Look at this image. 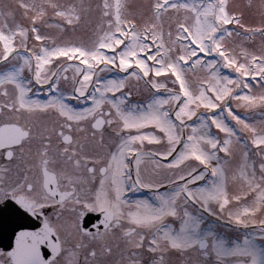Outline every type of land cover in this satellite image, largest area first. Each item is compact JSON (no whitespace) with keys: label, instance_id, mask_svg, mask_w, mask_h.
Listing matches in <instances>:
<instances>
[{"label":"snow or ice","instance_id":"6c2138e0","mask_svg":"<svg viewBox=\"0 0 264 264\" xmlns=\"http://www.w3.org/2000/svg\"><path fill=\"white\" fill-rule=\"evenodd\" d=\"M0 211V264H264V0L0 3Z\"/></svg>","mask_w":264,"mask_h":264},{"label":"water","instance_id":"95a60500","mask_svg":"<svg viewBox=\"0 0 264 264\" xmlns=\"http://www.w3.org/2000/svg\"><path fill=\"white\" fill-rule=\"evenodd\" d=\"M16 230L19 231L20 229L17 228ZM11 241L14 244L13 226L4 213L0 211V247L4 251H10Z\"/></svg>","mask_w":264,"mask_h":264},{"label":"flooded vegetation","instance_id":"af4514ba","mask_svg":"<svg viewBox=\"0 0 264 264\" xmlns=\"http://www.w3.org/2000/svg\"><path fill=\"white\" fill-rule=\"evenodd\" d=\"M12 2H13V0H0V3H5V4L12 3ZM81 35H84L86 37L87 34L86 33H81ZM40 98L41 99H44L45 98L44 95H43V93L41 94ZM95 223H97V221L95 219V214H92L91 215V218L89 219V222H88L87 226L89 228H91L92 225L95 224ZM0 251H2V250L0 249Z\"/></svg>","mask_w":264,"mask_h":264},{"label":"bare ground","instance_id":"6f19581e","mask_svg":"<svg viewBox=\"0 0 264 264\" xmlns=\"http://www.w3.org/2000/svg\"><path fill=\"white\" fill-rule=\"evenodd\" d=\"M147 196L146 195H135L133 196L134 199H137V198H146Z\"/></svg>","mask_w":264,"mask_h":264},{"label":"rangeland","instance_id":"374dc122","mask_svg":"<svg viewBox=\"0 0 264 264\" xmlns=\"http://www.w3.org/2000/svg\"><path fill=\"white\" fill-rule=\"evenodd\" d=\"M137 2H139V0H137ZM237 2H238V3H245L246 0H237ZM137 194H143V192H141V193H137Z\"/></svg>","mask_w":264,"mask_h":264}]
</instances>
